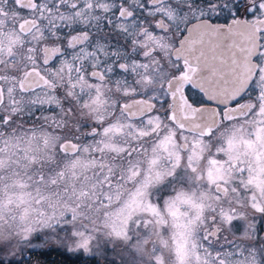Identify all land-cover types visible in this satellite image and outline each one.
<instances>
[{
  "label": "snow or ice",
  "instance_id": "snow-or-ice-1",
  "mask_svg": "<svg viewBox=\"0 0 264 264\" xmlns=\"http://www.w3.org/2000/svg\"><path fill=\"white\" fill-rule=\"evenodd\" d=\"M0 264H264V0H0Z\"/></svg>",
  "mask_w": 264,
  "mask_h": 264
}]
</instances>
